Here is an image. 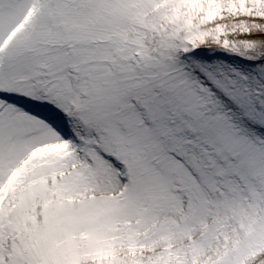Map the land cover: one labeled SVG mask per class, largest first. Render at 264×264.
<instances>
[{"label": "snow or ice", "instance_id": "snow-or-ice-1", "mask_svg": "<svg viewBox=\"0 0 264 264\" xmlns=\"http://www.w3.org/2000/svg\"><path fill=\"white\" fill-rule=\"evenodd\" d=\"M0 264H264V0H0Z\"/></svg>", "mask_w": 264, "mask_h": 264}]
</instances>
